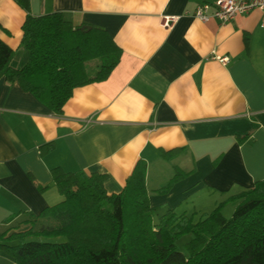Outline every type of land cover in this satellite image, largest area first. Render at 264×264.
<instances>
[{"label": "crops", "instance_id": "1", "mask_svg": "<svg viewBox=\"0 0 264 264\" xmlns=\"http://www.w3.org/2000/svg\"><path fill=\"white\" fill-rule=\"evenodd\" d=\"M216 1L29 0L25 9L0 0V39L14 51V68L28 60V15L61 12L75 27L107 30L122 49L111 75L76 88L61 115L0 79V235L48 220L37 216L62 200L54 168L106 174L107 192L118 194L145 161L158 218L168 210L198 218L264 179L262 13L227 24L187 14ZM166 16L180 18L165 27ZM49 143L54 149L42 156ZM176 148L177 157L162 158ZM176 170L189 174L160 193ZM0 264L15 263L0 251Z\"/></svg>", "mask_w": 264, "mask_h": 264}, {"label": "trees", "instance_id": "2", "mask_svg": "<svg viewBox=\"0 0 264 264\" xmlns=\"http://www.w3.org/2000/svg\"><path fill=\"white\" fill-rule=\"evenodd\" d=\"M16 1L28 9L29 0ZM83 26L75 27L61 12L28 15L21 42L28 60L12 67L14 51L0 39V79L18 83L61 115L76 88L106 80L122 56L107 30ZM91 61H97L94 76L88 74ZM53 149L49 143L40 152ZM181 152L176 148L161 156L170 161ZM51 172L62 200L37 217L56 224L0 235V251L15 264H264V179L198 220L168 210L154 222L145 161L136 163L118 194L107 192L106 174ZM188 174L176 170L159 192ZM228 202L236 207L229 218L222 213ZM187 235L181 251L177 242Z\"/></svg>", "mask_w": 264, "mask_h": 264}, {"label": "built area", "instance_id": "3", "mask_svg": "<svg viewBox=\"0 0 264 264\" xmlns=\"http://www.w3.org/2000/svg\"><path fill=\"white\" fill-rule=\"evenodd\" d=\"M254 11L262 13L261 27L264 29V0H217L214 3L200 4L194 12L187 14L202 22L217 20L221 24H227L240 15H247ZM179 18V16L164 17V26L172 27ZM216 58L223 64L228 62L227 57Z\"/></svg>", "mask_w": 264, "mask_h": 264}, {"label": "rangeland", "instance_id": "4", "mask_svg": "<svg viewBox=\"0 0 264 264\" xmlns=\"http://www.w3.org/2000/svg\"><path fill=\"white\" fill-rule=\"evenodd\" d=\"M97 61H91V62H89V64H88V73L90 74V75H92V74H94V72H95V67H94V64L96 63ZM229 204L227 205V207L226 206H224V207H222V213L227 217V218H229V217H231L232 216V214H233V212H234V210H235V203H232V202H228ZM205 209H203V214L201 213V214H199L198 213V215L200 216V217H198V218H196L195 216H194V219L195 220H198L199 218H201V217H203V216H205V214H209V213H211L214 209H215V207H204ZM217 208V207H216ZM154 220L156 221V222H158L159 221V218L157 217V215H155L154 216ZM56 223L54 222V221H52V220H47V221H45V222H42V223H40V224H38V225H34V229L35 230H40L41 228H43V227H49V226H54ZM190 235H187V236H184V237H182L178 242H177V246H178V248H179V250H183V246H184V244L186 243V242H188L189 241V239H190Z\"/></svg>", "mask_w": 264, "mask_h": 264}, {"label": "water", "instance_id": "5", "mask_svg": "<svg viewBox=\"0 0 264 264\" xmlns=\"http://www.w3.org/2000/svg\"><path fill=\"white\" fill-rule=\"evenodd\" d=\"M89 28H90V26H88V25H84V26L82 27V29H84V30L89 29Z\"/></svg>", "mask_w": 264, "mask_h": 264}]
</instances>
